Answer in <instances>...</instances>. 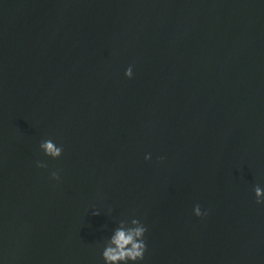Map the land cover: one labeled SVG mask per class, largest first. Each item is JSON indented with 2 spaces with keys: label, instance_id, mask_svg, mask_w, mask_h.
Instances as JSON below:
<instances>
[{
  "label": "water",
  "instance_id": "95a60500",
  "mask_svg": "<svg viewBox=\"0 0 264 264\" xmlns=\"http://www.w3.org/2000/svg\"><path fill=\"white\" fill-rule=\"evenodd\" d=\"M257 185L264 0H0V264H264Z\"/></svg>",
  "mask_w": 264,
  "mask_h": 264
},
{
  "label": "clouds",
  "instance_id": "9594fccd",
  "mask_svg": "<svg viewBox=\"0 0 264 264\" xmlns=\"http://www.w3.org/2000/svg\"><path fill=\"white\" fill-rule=\"evenodd\" d=\"M133 75L132 67H129L125 76L131 78ZM40 149L43 153L53 159H58L63 152V147H58L51 139L42 141ZM145 159H150V156H145ZM37 167L47 168V164L37 161ZM50 178L59 181V173L53 171ZM254 193L257 204H264V189L260 186L254 187ZM195 215L201 216L199 205L195 207ZM93 215H99V212H94ZM207 215V213H204ZM147 228L138 219L132 218L128 220H120L118 227L114 229L111 237L105 242L102 259L105 264H137L138 261L144 259L146 251L145 233Z\"/></svg>",
  "mask_w": 264,
  "mask_h": 264
}]
</instances>
